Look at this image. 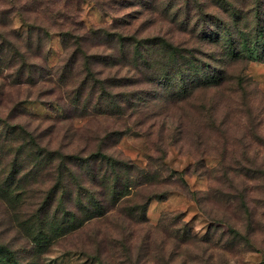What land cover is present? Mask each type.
I'll list each match as a JSON object with an SVG mask.
<instances>
[{
    "label": "rangeland",
    "instance_id": "1",
    "mask_svg": "<svg viewBox=\"0 0 264 264\" xmlns=\"http://www.w3.org/2000/svg\"><path fill=\"white\" fill-rule=\"evenodd\" d=\"M151 2L9 0L12 29L32 24L49 35L20 83L10 85L13 70L0 73L1 110L23 100L9 124L42 149L29 197L18 205L0 199V264H264V0ZM64 14L86 27L84 56L72 61L62 46L61 32L73 30ZM119 21L140 39L178 46L186 65L161 57L158 45L140 48L154 54V67L123 60L124 48L113 51L117 65L96 56L98 78H124L100 105L102 92L87 96L85 56H109L106 45L93 46V31L116 32ZM193 76L202 86L177 94ZM26 141L15 134L13 148ZM22 165L32 166L4 175ZM61 170L71 193L60 187L45 210L55 215L64 205L82 222L64 234L43 229L38 214ZM115 187L117 197L107 191ZM85 205L94 207L81 215Z\"/></svg>",
    "mask_w": 264,
    "mask_h": 264
},
{
    "label": "trees",
    "instance_id": "2",
    "mask_svg": "<svg viewBox=\"0 0 264 264\" xmlns=\"http://www.w3.org/2000/svg\"><path fill=\"white\" fill-rule=\"evenodd\" d=\"M146 3L150 4V6L152 5L151 0H146ZM8 6L9 0H0V73L4 69L6 71L13 70L15 78L10 85H14L20 83V78L26 71L31 74V68L33 67V65L30 63V59H42V38L47 37L49 35V32L42 26H35L32 24L28 25L26 30L21 31L18 29H12V13ZM137 12L139 11L135 10L134 14H138ZM64 15H66V17L63 19L69 20V26L73 27L70 29L73 30H64L61 32L62 46L63 51L67 49L72 50V56L70 58L72 61L73 59L75 60L80 57L81 54L84 56L81 50V41L83 40V35L81 34V32L84 33L86 31V27L82 20H76L75 18H72L71 14ZM119 23V27L115 26V29H118V31L116 32H110L107 29H99L93 31V34L97 35V37L99 38L97 43L93 46L106 45L105 50L112 51L108 57L107 55L99 57L95 53L85 56L86 75L88 76L86 79V86H88V88L90 89V93L87 96L91 98L92 93L95 92L94 90H96V92H102V95L98 97V99L101 101L98 102L100 103V105L103 102H107V97L103 98V94L106 93V88L123 87L124 84L121 83L123 82L124 78H118L117 80H112L110 76L104 77L102 79L98 78L99 76L97 75L102 74V72L96 70L94 71L95 63L98 62V60L95 59L96 56L99 59L101 58V60L103 58L102 61L104 63H110L112 66L114 64H119L120 54L123 60L129 59L130 63L136 67L138 65H145L147 68L154 67L151 64V61H153L154 58V54H149L148 52L147 54H145V52H142L140 48H143V46L145 45H158L159 47H161V52L162 50H164V52L166 51L165 54H163L164 52L160 54L161 57H167L170 60L175 59L171 62L176 63L178 67L186 65L185 62H183L185 60L179 61V59H182L187 55L182 49L180 50L178 46H174L173 44L160 37H142L140 39L134 36L131 31L128 30L127 25L129 24L125 22L122 23L120 21ZM91 30H93V28H91ZM71 41L73 42L72 44H70ZM132 43L134 45L133 48L131 47ZM116 47H118V50L123 48L125 50H122L121 53L116 54V52H113ZM39 69L40 71H42V65L39 67ZM157 75H159V72H154L153 74H151L149 81L153 82ZM198 79L199 78H197L196 76H193L190 82H185L182 79V84L177 86L178 90L176 93L186 96L193 88H199L202 85H200L201 83ZM204 82L210 83L207 79H205ZM213 83L215 82L210 83L209 87H214V85H212ZM189 88L190 90H188ZM80 92H82V89ZM80 92H78V94L81 95ZM22 103L23 100H17L13 102L12 106H9L8 110L6 111L1 110L0 108V129H2V131L3 129H6L7 133L12 134L11 136H9V134H6L3 137V133L0 132V199L8 203V205H18L29 197L31 189L25 190V186L38 183L37 178L39 176L36 169H42V149L37 144L35 138L31 134L26 133L22 127H20V130L15 128V125L19 126L20 124H9L10 121H14L17 119ZM93 112L104 114L105 110L100 108L99 110H94ZM18 131L22 134H19ZM17 133L19 140L25 142L26 138H28V140L26 141L28 143L22 144L21 146L14 149L13 147L15 146H13V141L15 138V134ZM18 153H24L26 157H24V159L22 160L15 157L12 160L11 154ZM72 158L73 157L69 156L65 159L71 161ZM21 164H31L32 166L31 168H28V166L22 165L16 171H13V173H11L9 176L4 175L6 168H12L14 170ZM87 166L88 164L85 167ZM60 177H64L62 170L59 171L57 184H54V189L51 191V193H49V196L45 198V205L38 210V214L42 213L39 214V218L42 221L43 229L46 226L50 225V228L47 230V232H52V227L56 225L57 231L61 234H64L70 229H76L78 225L82 224V222H80L81 220L75 221L76 216H74L71 211H67L68 209L64 205H62L61 207L57 206L58 210L56 211L55 209V215L54 213L53 215H50L45 210V206H48V204L55 199L58 191L60 190V187L61 189L66 190V193H71L66 189V186L63 184V180ZM107 191H111L113 197H117L121 190L115 187L109 188ZM76 196L77 201H79L78 191L76 193ZM93 207L94 206L90 205L81 206L79 212L81 215H88L90 213L89 211L93 209ZM56 215H61L62 217L60 218V220L54 222L52 221V219H56ZM49 217H51L50 220L48 219Z\"/></svg>",
    "mask_w": 264,
    "mask_h": 264
}]
</instances>
